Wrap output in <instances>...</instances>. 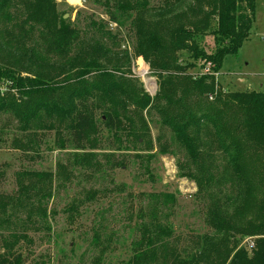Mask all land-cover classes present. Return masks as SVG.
<instances>
[{
  "label": "trees",
  "instance_id": "trees-1",
  "mask_svg": "<svg viewBox=\"0 0 264 264\" xmlns=\"http://www.w3.org/2000/svg\"><path fill=\"white\" fill-rule=\"evenodd\" d=\"M94 1L108 21L88 16L79 28L55 0H0V117L11 119L0 137L13 124L12 149L36 154L40 134L54 132L57 150L75 152L69 168L87 169L98 166L92 151L103 140L113 152L145 145L144 114L156 116L186 154L178 168L205 198L212 232L180 259L167 246L172 225L152 220L127 264H264V93L227 92L214 77L249 38L256 0H161L151 9L149 0ZM119 17L130 19L132 56L157 78L152 98L129 77L132 57L110 29L121 26ZM101 131L107 136L96 141ZM156 142L158 154L167 155L161 136ZM56 167L55 175L16 173V202L0 195V208L4 198L18 207L24 193L50 192L55 177L69 182L67 164ZM20 237L0 236V264L26 263L14 251ZM246 238H254L250 252L239 247Z\"/></svg>",
  "mask_w": 264,
  "mask_h": 264
},
{
  "label": "rangeland",
  "instance_id": "rangeland-1",
  "mask_svg": "<svg viewBox=\"0 0 264 264\" xmlns=\"http://www.w3.org/2000/svg\"><path fill=\"white\" fill-rule=\"evenodd\" d=\"M55 1L67 15L65 20L79 28L88 16L108 21L103 7L94 0H79L76 5L68 0ZM162 6L161 0H149L150 9ZM119 19L121 26L110 24V29L119 34L120 51L126 50L132 57L131 76H127L138 81L152 98L158 89L157 78L147 63L132 56L134 38L129 29L130 19ZM206 43L211 45L209 39ZM216 81L227 92L264 93V0L255 1L249 38L236 56L225 58ZM144 117L149 125L145 145L137 146L135 152H113L103 140L101 149L92 151L97 155L98 166L87 169L69 168L75 152L57 150L54 132L40 134L42 143L36 154L13 150L10 142L18 133L11 122L12 125L6 124L7 130L0 137L1 197H12L16 202L15 176L20 171L55 175L57 164H67L72 174L69 182L55 177L48 193L34 196L32 192L24 193L18 207L4 198L0 236L5 241L11 239V234L21 236L14 251L28 258L25 264H94L98 258L100 264H127L134 256L143 229L155 222L152 220H156L155 224L172 225L174 234L166 240L167 246L180 259L197 250L202 236L212 232L206 223L205 198L197 193L194 181L181 177L178 163L186 160L185 152L156 116L144 114ZM96 120L98 131L101 127L98 113ZM3 121L11 119L1 116L0 126ZM106 136L101 131L93 137L99 141ZM158 136L161 143L168 145L167 155L158 154ZM41 208L45 215L39 212ZM239 247L250 252L246 239L240 241Z\"/></svg>",
  "mask_w": 264,
  "mask_h": 264
},
{
  "label": "built area",
  "instance_id": "built-area-1",
  "mask_svg": "<svg viewBox=\"0 0 264 264\" xmlns=\"http://www.w3.org/2000/svg\"><path fill=\"white\" fill-rule=\"evenodd\" d=\"M203 73H205V74H209V70H208V68H205L204 69V71H203ZM217 76H218V74H215L214 75V77L215 78H217ZM209 100L210 101H212L213 100V97H209ZM253 240H254V238H246V243H247V245L249 246V249L251 250V249H253V247H254V242H253ZM248 249V250H249Z\"/></svg>",
  "mask_w": 264,
  "mask_h": 264
},
{
  "label": "bare ground",
  "instance_id": "bare-ground-1",
  "mask_svg": "<svg viewBox=\"0 0 264 264\" xmlns=\"http://www.w3.org/2000/svg\"><path fill=\"white\" fill-rule=\"evenodd\" d=\"M70 4L76 5L79 3V0H68Z\"/></svg>",
  "mask_w": 264,
  "mask_h": 264
},
{
  "label": "water",
  "instance_id": "water-1",
  "mask_svg": "<svg viewBox=\"0 0 264 264\" xmlns=\"http://www.w3.org/2000/svg\"><path fill=\"white\" fill-rule=\"evenodd\" d=\"M67 15L64 16V19H66Z\"/></svg>",
  "mask_w": 264,
  "mask_h": 264
},
{
  "label": "crops",
  "instance_id": "crops-1",
  "mask_svg": "<svg viewBox=\"0 0 264 264\" xmlns=\"http://www.w3.org/2000/svg\"><path fill=\"white\" fill-rule=\"evenodd\" d=\"M240 82H242V79H240Z\"/></svg>",
  "mask_w": 264,
  "mask_h": 264
}]
</instances>
